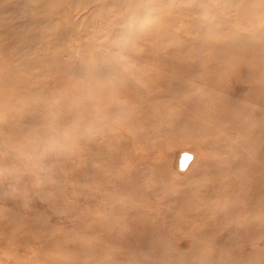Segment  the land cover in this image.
<instances>
[{
    "label": "rangeland",
    "instance_id": "374dc122",
    "mask_svg": "<svg viewBox=\"0 0 264 264\" xmlns=\"http://www.w3.org/2000/svg\"><path fill=\"white\" fill-rule=\"evenodd\" d=\"M127 26L164 29L160 44L184 59L195 47L217 56L236 45L232 37H245L249 45L229 48L239 58L211 64L214 79L225 81L216 93L207 69L188 79L209 98H232L233 109L264 115V0H0V72L10 69L12 78L0 77V264H264V173L249 168L262 157L246 160L249 128L240 124L264 116L242 115L214 135L189 137L178 127V142L160 134L141 143L116 118L93 124L106 110L68 87L69 79L86 82L76 63L115 54ZM153 41L137 43L144 51ZM160 98L184 109L164 92ZM192 186L206 196L180 208ZM246 195L254 207L246 218L223 215L241 212ZM117 207L129 215L111 223ZM118 227L145 241L113 239ZM200 235L208 237L199 243Z\"/></svg>",
    "mask_w": 264,
    "mask_h": 264
},
{
    "label": "bare ground",
    "instance_id": "6f19581e",
    "mask_svg": "<svg viewBox=\"0 0 264 264\" xmlns=\"http://www.w3.org/2000/svg\"><path fill=\"white\" fill-rule=\"evenodd\" d=\"M125 32V42L119 45V49L115 54L103 57L98 52L91 61L81 64L76 63L75 67H77L80 72H84L83 74L85 75L86 82L76 81L75 79H69V81L66 82L74 96L80 95L83 100L91 104L95 110H106V116L104 114L102 119L98 118L93 121L92 118L93 122H91L93 124L101 125V123L110 116L111 118H116V121L120 124H130L134 132L137 131V139L141 143L145 142L147 139L155 138L160 134H165L166 139H173L178 142V140H181V134H178L177 131V129H179L178 127L186 128L189 137L193 135V132L199 133L200 130L205 131L206 134L204 136H209L221 131L218 127L221 123L230 120H237L240 123L239 118H241L242 115L261 118L264 116L261 109H252L248 107L243 110L236 105L234 107L235 109H233L231 103L234 102V99L232 98L225 97V99L218 96H211L209 98L208 95H204V93L197 91L193 82L188 79V76H191L193 72H204V70L207 69L205 75L207 77L212 76L208 83V86L212 88L210 92L216 93L214 88L222 85V82L224 83L225 81L219 80L218 78H216L217 80L214 79V74L218 72V68H216V70L211 64L213 62L214 64H216L215 62L221 63L226 59H230V56L239 58L240 56L236 50L230 49H232L231 46H241L247 43L245 37H238L236 39L232 37V42L236 45L227 43L225 47L223 46L222 48L225 49L224 53H219L217 56H205L202 54L200 48L195 47L194 50L191 51L192 54H189V56H191L190 59H184L174 55V49L171 46L168 47L163 43L162 45L160 44L161 40L167 39L168 33L164 29L151 28L147 31L137 32V29L134 28L131 30L130 26H127ZM140 37L143 39H155L157 43L154 41L151 42L146 50L143 51L139 48V44L137 43ZM178 49H180V51L184 50L182 45L179 46ZM142 62L145 63L142 64ZM54 63L59 67H66V69H68L67 72H69L70 68L68 67L70 64H64L60 58L55 59ZM243 64H247L245 59L243 60ZM3 71L4 73L2 74ZM10 71V69L4 67L0 72V77L5 82H10L12 80ZM67 74L68 73L63 75V77L61 75L56 77H59V79L69 77ZM160 91L172 97L170 99L180 101L184 109H177V107L174 106L175 102L172 100H161L160 93L162 92ZM124 99L126 100L125 102ZM68 104L71 109V103ZM72 107L75 109L76 104L73 103ZM179 117L182 120H180ZM240 124L249 128V135L246 136L247 142L243 143L244 145L246 144V146L243 145L245 149L243 150L245 154L244 157L246 160H252L260 155L262 159L258 160L256 163L253 162V164L255 163L254 165L257 166L251 165L249 168H251L253 172L258 171L262 174L264 173V122L252 121ZM186 139H188V137ZM156 147L160 148L161 146L157 144L152 146V148ZM235 151L236 149H231L232 154ZM246 164H248V162H246ZM233 165L238 166L239 164ZM222 170H226V168ZM260 179H264V174L260 175ZM261 181L258 182L260 186L262 185ZM201 190L199 186H192V188L187 187L184 201L179 204V207L188 209L192 207L194 201L201 199L199 196H206L202 194L203 191ZM193 195L194 197H192ZM136 198L137 192L130 193L125 197L127 200H135ZM263 200L260 201V205L264 207ZM249 201L252 202V196L247 197L246 195L244 197L243 209L241 212H237L239 208H231L225 211L223 215H225V217H235L238 216L237 214L241 213V215L244 214L246 218L245 212L254 210V207L251 206ZM127 215L129 214L126 209L118 207L113 208L110 222L124 221L123 218ZM132 218L133 220H137V212H135ZM255 224L258 223L255 222ZM115 234L118 236L113 239L118 237V239L125 244L129 242L131 244L136 243L137 245L138 242L145 241L140 237L142 232L139 233L129 227H118ZM201 237L205 239L208 236L200 235L199 243L202 242ZM88 243L93 247L99 248V246L93 245L92 242ZM201 244L199 245L200 247L198 246L199 250ZM199 250L195 251V255L200 257L202 253ZM76 261L80 263L78 260Z\"/></svg>",
    "mask_w": 264,
    "mask_h": 264
}]
</instances>
